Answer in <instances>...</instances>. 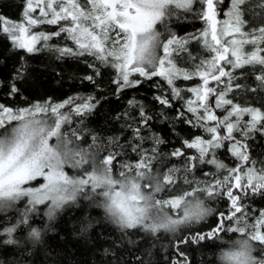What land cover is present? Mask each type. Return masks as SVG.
Instances as JSON below:
<instances>
[{
  "label": "snow or ice",
  "instance_id": "snow-or-ice-1",
  "mask_svg": "<svg viewBox=\"0 0 264 264\" xmlns=\"http://www.w3.org/2000/svg\"><path fill=\"white\" fill-rule=\"evenodd\" d=\"M33 3L34 0H27L24 11L28 26L21 23L3 28V32L10 35L14 45L28 53L51 49L48 41L53 36L60 37L63 34L66 40L74 42L75 50L72 47L52 50L59 52L61 57L93 56L101 64L115 68L118 73L115 81L118 89L140 83L130 80L133 73L147 78L160 76L172 86L173 98L181 100L183 90L176 88L174 81L181 77L189 80L192 76H199L203 85L187 89L196 96V99L186 102L187 111L193 114L195 123L188 119L186 123L203 128L210 135V139L197 137L191 143L186 142L187 148L196 149L198 155L194 157H185L180 150H174L170 155L184 158L183 171L186 175L183 179L186 183H201L187 180V173L192 172L195 166L193 162L215 165L219 169H225L228 175L221 179L214 177L213 181L205 183L204 186L185 191L171 200L157 199V193L175 184V173L180 169L172 168L167 172L154 169V161L159 157L158 149H143V142L147 138L140 135L139 127L134 129V135L140 140V144L131 147L133 153H138L139 162H120L119 167L122 170L119 171L118 178H114L112 172L119 153H111L98 159L79 147L80 137L75 132L68 135L62 132V124L71 123L72 113L80 116L95 107L91 102L93 97L85 98L82 104L76 105L67 114L61 113L60 109L71 104L72 99L62 104H37L32 108L17 109L15 112L0 104V129H5L12 121L17 122L10 131L0 135V209L12 207L22 197H29L28 204L31 205L22 214L18 224L4 230L8 236L5 242H15L12 234L20 225L28 222V213L35 212L37 205L50 201L48 215L51 217L62 204L75 200L90 185L92 193L100 190L98 195L103 198L100 203L121 227L143 226L153 232L158 229L175 231L178 225L199 222L208 216L213 209L205 206L200 194L210 199L226 196L230 207L227 214L220 212L218 225L208 233H197L181 242L198 243L206 239H218V234L225 231L238 232L247 237L243 242L245 247L248 241L258 242L261 252L264 253V211L249 225L248 206L243 203L250 195H264V168H255L247 152L248 145L244 142L255 132L264 134V113L259 109L234 104L233 100L226 98L233 91V81L237 79L235 70L245 65L260 66L262 74L257 79L261 82L260 86L264 87V27L244 31L246 22L242 19L241 6L245 5L246 0H232V8L226 13L230 19L223 22V30L219 33L217 25L220 22L217 15L222 0H84L83 4L80 0H43V6L36 0L40 10V17L37 18L32 16L35 11ZM194 4H199L202 9L197 12V16L205 22L207 28L199 37L192 39L204 38L205 46L214 55L210 60H202L195 71L189 74L177 69L171 59V51L176 50L172 46L177 45L179 50L186 51L184 45L187 40H180L172 35L162 45L164 57H158L155 46H160L161 34L155 29L158 24L166 23L176 9L191 12ZM233 15L234 20L231 19ZM45 23L59 25V30L52 34L30 32L31 26ZM209 34L212 43L207 41ZM219 35L233 38L222 43ZM246 46H250L252 50L247 51ZM95 74H100L99 69L95 70ZM225 77L226 82L222 79ZM209 78L217 84H223L224 88L209 87ZM86 79L93 81L92 76ZM235 88L239 90L242 86L236 84ZM16 91L13 87L11 94L15 95ZM213 95L214 104L210 100ZM156 99L161 104L171 106L167 97ZM194 104L198 107H193ZM200 109H203L202 113ZM214 109H223L226 115L218 118ZM41 113H50V116L41 117ZM245 114H249L251 119L245 121ZM180 115L184 118L183 112ZM139 116L142 126L147 128L151 117L145 114L143 105H140ZM205 121L214 124H207ZM221 128L226 129V135H220ZM234 133H240L242 139L238 140ZM95 140L93 137L94 142ZM224 141L229 142L231 154L242 162L236 168L227 169L224 164L218 163L216 151L224 146ZM159 143L161 141L157 140V144ZM89 161L93 171L84 178H74L64 171L65 166L76 168ZM243 162L253 166L245 171L246 165ZM38 178H42L44 183L38 187H26L29 182ZM234 189L238 191L234 192ZM164 205H170V208L165 210ZM171 208L180 212L177 218L169 214ZM228 221H234L237 226L225 229L224 224ZM34 234L38 235L35 230ZM224 258L236 264H247L248 261L243 250L226 252Z\"/></svg>",
  "mask_w": 264,
  "mask_h": 264
},
{
  "label": "trees",
  "instance_id": "trees-1",
  "mask_svg": "<svg viewBox=\"0 0 264 264\" xmlns=\"http://www.w3.org/2000/svg\"><path fill=\"white\" fill-rule=\"evenodd\" d=\"M25 1L0 0V17L14 22L21 21ZM231 7L232 0H222L218 6L219 16L222 17L223 11H228ZM201 10L199 4H194L191 12L176 9L166 23L157 25L160 37L166 39L175 35L186 37L187 40L194 37L204 27L202 19L197 16V12ZM241 10L242 19L246 22L245 32L264 27V0H246ZM34 27L36 31L45 34L59 30V25L46 23ZM3 28L2 19L0 104L11 109L69 99H72L71 104H76L83 103L85 98L91 96L94 98L91 102L95 107L80 116L72 113L71 123L61 126L63 133L68 135L75 132L80 137L79 147L98 159L111 153H119L112 172L114 177H118L119 171L122 170L119 167L120 162H139L138 153L131 150L132 146L140 144V140L134 135V129L139 127L140 135L147 138L143 142V149H158L159 157L154 161V169L163 172L172 168L180 169L175 173V184L156 196L159 199L171 200L194 188L195 183H186L183 179L186 175L183 171L184 158L171 156L170 153L180 150L185 157H194L198 155L196 149L187 148L186 142L191 143L197 137L204 140L208 138L201 127L186 123V119L193 120V114L187 111L186 102L191 98L187 89L199 78L193 76L185 80L181 77L174 81V86L183 90V100L173 98L172 86L160 76H132L131 81L140 83L118 89L115 82L118 73L115 68L101 64L93 56L61 57L59 52L52 50L67 46L68 42L61 37L53 36L48 41L51 49L28 53L25 49L16 47L10 36L3 32ZM221 42L224 43L223 40ZM184 47L186 51L179 48L175 51L174 60L178 67L187 73L194 71L202 60L211 58V52L200 38L187 41ZM96 69L100 72L98 76L95 74ZM261 74L259 65H245L236 69L237 79L233 81V91L227 94V99L233 100L234 104L259 109L264 113V87L260 86L261 82L257 79ZM89 76L93 77V81L86 79ZM222 79L227 81L226 77ZM236 84H240L242 88L237 90ZM209 85L217 89L224 88L223 84H217L210 78ZM13 87L17 90L15 95L11 94ZM157 97H167L171 106L161 104ZM140 105H143L145 114L151 117L147 128L143 127L140 121ZM69 107H65V110ZM223 111L214 109V114L220 118ZM182 112L184 118L180 115ZM193 122L195 123L194 120ZM13 123L14 121L6 125L5 129H0V132L7 131ZM220 134L226 135L223 128ZM234 135L238 140L242 139L240 133ZM93 137L96 138L95 142ZM157 140L161 143L157 144ZM244 142L248 145L247 152L254 166H264V134L255 132ZM148 154L151 155V152ZM216 157L218 163L224 164L227 169L236 168L241 164V161L231 154L228 141H224V146L216 151ZM193 163L195 166L192 172L187 173V180L200 181V187L213 181L214 177L221 179L228 175L225 169H219L215 165ZM245 165L246 169L253 166L248 162H245ZM65 168L68 171V168ZM87 170L93 171L92 166H81L79 170L72 171L71 175L81 176L86 174ZM85 191H91V186H86ZM99 191L97 190V193ZM200 196L205 206L213 209L208 216L199 222L178 225L175 231L158 229L155 232L143 226L123 228L119 224L107 222V217L102 215V197H98L90 206L87 198L79 195L75 200L61 205L51 217L48 215L49 208L44 203L37 205L35 212H29L28 222L20 225L12 234L15 242L7 243L5 241L8 236L4 230L18 224L22 214L31 207L28 204L30 198L22 197L15 201L12 207L0 209V264H218L217 251L233 237L244 234L225 231L218 234V239L182 243L188 236L205 234L214 229L219 223L220 212L227 214L230 207L226 196L216 199H210L203 194ZM243 203L248 206V224L252 218L264 211V195H250ZM164 208L168 210L170 205H164ZM175 210L177 209L171 208L170 213L175 214ZM177 212L180 213L178 210ZM29 226H39L43 229V242L34 250L19 243ZM236 226L234 221L224 224L225 229ZM254 243L257 246V254H264L258 242Z\"/></svg>",
  "mask_w": 264,
  "mask_h": 264
},
{
  "label": "rangeland",
  "instance_id": "rangeland-1",
  "mask_svg": "<svg viewBox=\"0 0 264 264\" xmlns=\"http://www.w3.org/2000/svg\"><path fill=\"white\" fill-rule=\"evenodd\" d=\"M39 2H40V5L41 6H43V0H39ZM80 2L83 4L84 3V0H80ZM26 6H27V0L25 1V6H24V10H23V16H22V20L21 21H18V22H14V21H10V20H7V19H4L3 18V27H11L12 25H15V24H21V23H25V26H28L27 24H26V22H25V18H24V11H25V9H26ZM33 7L35 8V11L32 13V16H33V18H37V17H40V10H39V7H37V4H36V0H34V3H33ZM232 8V7H231ZM179 10V9H178ZM230 10V9H229ZM229 10L228 11H223V15H222V17H220L219 16V14L217 15V19H218V21L220 22V23H218V25H217V29H218V33L219 32H221L222 30H223V27H224V24H223V22L224 21H226V20H229L230 18H229V16H227L226 15V13H228L229 12ZM218 13H220V11H219V8H218ZM231 19H235V16L233 15L232 17H231ZM5 21H7V23H5ZM202 22H203V26L204 27H202V29H201V31L199 32V33H197V34H195V36L194 37H199V35H200V33L203 31V30H205L206 28H207V25L205 24V22L202 20ZM64 22H61V24H63ZM38 25V24H37ZM36 25V26H37ZM35 27L34 26H31L30 27V32L32 33V34H39V33H41L40 31H36L35 29H34ZM58 31V30H57ZM8 34V33H7ZM9 35V34H8ZM114 35V34H113ZM10 36V35H9ZM63 40H66L65 38H64V35L62 34L61 36H60ZM177 37V39H180V40H187V38L186 37H178V36H176ZM11 38V37H10ZM161 38V37H160ZM170 38H171V36H170ZM169 37H166V39H160L161 40V44H160V46H159V50H157V56L158 57H161V58H163L164 57V52H163V43H166L167 42V39H170ZM218 38L220 39V40H223L224 42L225 41H229L230 39H232V37L230 38V36H223V35H219L218 36ZM237 38V37H236ZM201 40H202V42H204L205 43V39L204 38H200ZM192 40H196V39H192V38H189L187 41H192ZM68 43H67V46L66 47H72V48H74V50H75V45H74V42L73 41H71L70 39H67L66 40ZM207 41L209 42V43H212V41H211V35L209 34V36L207 37ZM38 46H41V45H38ZM225 46H228L227 44H225ZM178 48H179V46H177V45H173L172 46V49H176V50H178ZM175 50V51H176ZM209 50V49H208ZM246 50L247 51H251L252 49H251V47L250 46H246ZM175 51H171V59H172V61H173V63L175 64V66H176V68L177 69H179V70H181L182 72H187V71H184V70H182V69H180L179 67H178V63L174 60V53H175ZM214 55V53H211V57ZM211 59V58H210ZM209 59V60H210ZM181 62H183V61H181ZM166 66H167V64H166ZM198 67V66H197ZM196 67V68H197ZM195 68V69H196ZM195 69H194V71H195ZM150 70V69H149ZM193 70H192V72L190 71V72H188L189 74H192L193 72H194ZM136 75H139V73H133L131 76H130V78L132 77V76H136ZM193 77V76H192ZM195 77V76H194ZM197 78H199L198 79V81L197 82H195V84L193 85V86H191V87H188V89H191V88H193V87H197V86H202L203 85V80L199 77V76H196ZM209 87H213V86H210V85H208ZM191 93V98L190 99H196V96H195V94L194 93H192V92H190ZM161 98H163V97H161ZM227 98V97H226ZM189 100V99H188ZM210 100L212 101V103L214 104V101H215V96L213 95L212 97H210ZM66 100H64V101H60V102H45L44 104H48V105H55V104H62V103H64ZM44 104H40V105H44ZM78 104H82V103H74V104H66L65 105V107L67 108L68 107V105L70 106L67 110H65V107L63 108V109H60V112L61 113H64V114H67V113H70L71 112V110L76 106V105H78ZM193 107H198V105H196V104H194L193 105ZM26 108H32V107H26ZM18 109H25V108H18ZM14 112L17 110V109H12ZM200 112L202 113L203 112V109H200ZM41 117H45V118H47L48 116H50V113L49 114H44V113H41V114H39ZM224 115H226V113H225V111H223V113H221V116H220V118L221 117H223ZM191 117H193V115L191 116ZM251 119V116L249 115V114H245L244 115V120L245 121H248V120H250ZM49 123H51V119H49ZM205 123H207V124H209V123H211V124H214V122H208V121H205ZM14 125L13 126H11L7 131H10L11 130V128L12 127H14V126H16V124H17V122L16 121H14V123H13ZM62 126H63V124H62ZM203 129V128H202ZM5 132V131H4ZM4 132L3 133H1L0 135H3L4 134ZM206 133V132H205ZM224 133L226 134V129H224ZM207 134V133H206ZM208 135V138L207 139H210V135L209 134H207ZM221 135V134H220ZM206 139V140H207ZM55 140V138H53V141ZM242 163V162H241ZM244 164H245V162H243ZM81 166H83L84 168H88V167H91L92 166V163H91V161H89V163H87V164H82V165H80L79 167H76V168H73V167H71V166H65V167H67L68 168V171L66 170V168H64V171L66 172V174H68L69 176H72V177H74V178H84L85 176H86V174H88V173H90L91 172V170H87L86 172V174H82L81 176H74V175H71V172L72 171H75V170H79L80 168H81ZM92 168H93V166H92ZM249 168V167H248ZM255 168L256 169H261V168H264V166H262V165H257V166H255ZM246 169V168H245ZM70 170V171H69ZM247 170V169H246ZM245 170V171H246ZM114 177V176H113ZM114 178H118V177H114ZM44 183V181H43V179L42 178H38L36 181H33V182H29V184L28 185H26V187H38L39 185H41V184H43ZM200 185H201V183L200 184H197V183H195V184H193V187L194 188H197V187H200ZM99 190V189H98ZM156 198L157 199H159V197H157L156 196ZM200 198L202 199V196H200ZM46 203V206L49 208L50 206H51V202L50 201H46L45 202ZM63 205V204H62ZM169 214L173 217V218H177V216L180 214V213H178L177 212V210H175V214H172V213H170L169 212ZM259 218V216H257V217H254V218H252L251 219V221H250V223H249V225H251V224H253L254 222H255V220L256 219H258ZM262 231H264V228H262Z\"/></svg>",
  "mask_w": 264,
  "mask_h": 264
},
{
  "label": "clouds",
  "instance_id": "clouds-1",
  "mask_svg": "<svg viewBox=\"0 0 264 264\" xmlns=\"http://www.w3.org/2000/svg\"><path fill=\"white\" fill-rule=\"evenodd\" d=\"M155 31L160 33V30L158 27H156ZM158 48H159V45L156 44L155 46L156 54H157ZM72 146L74 147V145ZM99 170L100 169L98 167L97 171ZM79 195H82L83 197L87 198V202L89 203L90 206L93 204L94 201L98 199V197H101L98 195V193L94 195L91 191H84L80 193ZM101 209H102V215L107 217V222L112 223L113 225L118 224L113 217L108 215V213L106 212L102 204H101ZM34 230H35V233H38V235L34 234ZM43 239H44V234H43V229L41 227L29 226V228L25 231L24 237L19 240V243L34 250L35 248L41 246ZM245 240H247L246 236L237 235L233 237L230 241H228L223 246V248L217 251L218 264H236V262L230 261L224 258V253L239 252L242 250L246 253L248 257L247 264H264V254H259V255L257 254L258 252L257 246L252 241H248V245L245 247L243 244Z\"/></svg>",
  "mask_w": 264,
  "mask_h": 264
},
{
  "label": "bare ground",
  "instance_id": "bare-ground-1",
  "mask_svg": "<svg viewBox=\"0 0 264 264\" xmlns=\"http://www.w3.org/2000/svg\"><path fill=\"white\" fill-rule=\"evenodd\" d=\"M178 174V173H177Z\"/></svg>",
  "mask_w": 264,
  "mask_h": 264
},
{
  "label": "flooded vegetation",
  "instance_id": "flooded-vegetation-1",
  "mask_svg": "<svg viewBox=\"0 0 264 264\" xmlns=\"http://www.w3.org/2000/svg\"><path fill=\"white\" fill-rule=\"evenodd\" d=\"M218 20V19H217Z\"/></svg>",
  "mask_w": 264,
  "mask_h": 264
}]
</instances>
